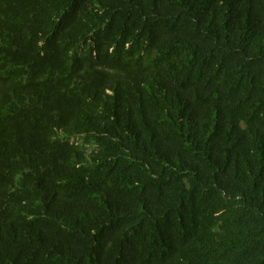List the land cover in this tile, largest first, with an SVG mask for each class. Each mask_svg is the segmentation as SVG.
Returning <instances> with one entry per match:
<instances>
[{
	"label": "trees",
	"instance_id": "1",
	"mask_svg": "<svg viewBox=\"0 0 264 264\" xmlns=\"http://www.w3.org/2000/svg\"><path fill=\"white\" fill-rule=\"evenodd\" d=\"M0 264H264V0H0Z\"/></svg>",
	"mask_w": 264,
	"mask_h": 264
}]
</instances>
